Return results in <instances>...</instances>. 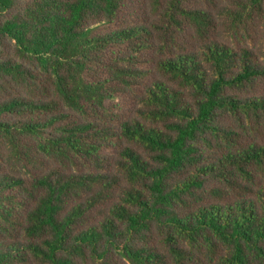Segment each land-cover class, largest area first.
Segmentation results:
<instances>
[{
  "label": "trees",
  "instance_id": "16d2710c",
  "mask_svg": "<svg viewBox=\"0 0 264 264\" xmlns=\"http://www.w3.org/2000/svg\"><path fill=\"white\" fill-rule=\"evenodd\" d=\"M0 264H264V0H0Z\"/></svg>",
  "mask_w": 264,
  "mask_h": 264
}]
</instances>
